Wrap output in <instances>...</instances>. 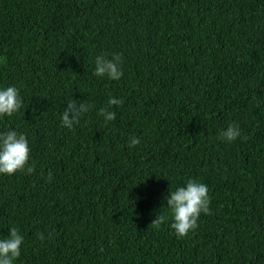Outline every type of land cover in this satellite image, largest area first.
I'll return each instance as SVG.
<instances>
[{"label":"trees","instance_id":"1","mask_svg":"<svg viewBox=\"0 0 264 264\" xmlns=\"http://www.w3.org/2000/svg\"><path fill=\"white\" fill-rule=\"evenodd\" d=\"M114 54L122 77L94 76ZM9 86L22 107L0 134L25 135L35 166L0 174V239L24 237L13 264H264V0H0ZM110 97L124 103L105 123ZM71 99L92 108L69 130ZM189 179L209 214L182 238L154 229Z\"/></svg>","mask_w":264,"mask_h":264},{"label":"clouds","instance_id":"2","mask_svg":"<svg viewBox=\"0 0 264 264\" xmlns=\"http://www.w3.org/2000/svg\"><path fill=\"white\" fill-rule=\"evenodd\" d=\"M122 57L114 54L111 59L106 55L95 57L93 75L96 77H107L109 80L118 81L122 75ZM124 103L122 99L109 98L107 107L99 109L98 115L104 118L105 123L115 120L116 114L111 111L112 106H120ZM22 107V99L18 89L14 86L0 89V117H11ZM92 105L86 102L77 103L76 100H69L61 113V126L71 130L78 124L81 117L90 111ZM241 136L238 124L230 123L220 132V139L225 142H233ZM246 139V137H245ZM140 139L132 137L129 141V148L139 145ZM30 158L29 143L25 135L9 130L0 134V174L13 175L18 171H25L32 174L35 166L29 165ZM52 173L47 174V182H51ZM208 187L194 179H189L185 186L177 187L174 191L168 192L166 197L167 209L170 215L157 214L152 220L151 226L160 230L162 225L168 223L177 238L186 236L190 231L198 227V220L201 214H209L210 199ZM170 221V223H169ZM44 234L38 232L37 239L43 240ZM24 237L16 227L9 229L7 238L0 239V264H13L21 255V246Z\"/></svg>","mask_w":264,"mask_h":264},{"label":"bare ground","instance_id":"3","mask_svg":"<svg viewBox=\"0 0 264 264\" xmlns=\"http://www.w3.org/2000/svg\"><path fill=\"white\" fill-rule=\"evenodd\" d=\"M200 23V22H199Z\"/></svg>","mask_w":264,"mask_h":264}]
</instances>
